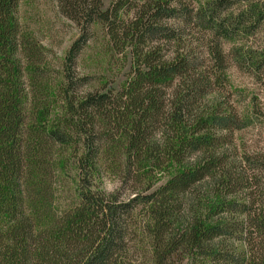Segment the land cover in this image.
<instances>
[{"label": "trees", "instance_id": "1", "mask_svg": "<svg viewBox=\"0 0 264 264\" xmlns=\"http://www.w3.org/2000/svg\"><path fill=\"white\" fill-rule=\"evenodd\" d=\"M56 3L81 33L52 71L0 0V264H264V159L227 92L229 54L264 76L236 38L264 0ZM91 24L116 84L76 70Z\"/></svg>", "mask_w": 264, "mask_h": 264}, {"label": "rangeland", "instance_id": "2", "mask_svg": "<svg viewBox=\"0 0 264 264\" xmlns=\"http://www.w3.org/2000/svg\"><path fill=\"white\" fill-rule=\"evenodd\" d=\"M110 2L111 0H101L104 8ZM17 14L22 29L43 45L46 60L51 70L56 71L66 50L80 35L81 25L63 15L56 0H18ZM87 33V43L77 57L76 70L79 74L103 75L107 60L103 56L95 57L94 49L98 48L101 41H107L104 29L101 24H91ZM236 38L239 43L264 50V23L253 29L251 34H239ZM232 45L231 42L225 43V51H230ZM121 61L118 64L114 62L111 67L106 66V77L109 81L113 79L115 84L125 77L128 70L127 61L125 67L118 72ZM228 64L229 101L242 115L249 118L244 128L233 133L236 151L238 154L245 152L264 159V76L251 73L248 66H238L231 54ZM99 181V188L105 192L114 190L118 184L114 177L107 175Z\"/></svg>", "mask_w": 264, "mask_h": 264}]
</instances>
